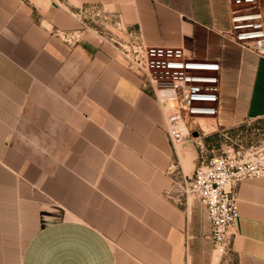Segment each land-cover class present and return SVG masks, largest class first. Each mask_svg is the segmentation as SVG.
<instances>
[{"label": "crops", "instance_id": "0c3cea01", "mask_svg": "<svg viewBox=\"0 0 264 264\" xmlns=\"http://www.w3.org/2000/svg\"><path fill=\"white\" fill-rule=\"evenodd\" d=\"M92 3L150 45L218 60L217 115L168 127L91 28L75 45L53 34L82 28L72 12ZM228 23L227 0H0V264H212L205 208L164 191L170 167L200 163L190 130L210 154L264 120V58L224 38ZM237 198L226 264H264V176L240 182Z\"/></svg>", "mask_w": 264, "mask_h": 264}, {"label": "built area", "instance_id": "2783aa9c", "mask_svg": "<svg viewBox=\"0 0 264 264\" xmlns=\"http://www.w3.org/2000/svg\"><path fill=\"white\" fill-rule=\"evenodd\" d=\"M55 1V0H54ZM228 26L219 33L242 49L264 58V0H227ZM82 28L52 32L68 45L77 44L84 30L91 28L117 52L119 61L141 78L161 105L169 125L191 122L198 130L200 118L216 116L220 101L221 64L215 59H199L182 46L150 45L139 31L128 28L101 5L86 4L72 12ZM187 136H193L192 131ZM200 136V163L194 172L170 167L171 185L164 196L174 204L189 208L191 200L202 205L208 215V235L220 255L228 252L232 229L239 211L237 187L243 180L264 176V140L243 144L226 141L216 153ZM230 139V138H229Z\"/></svg>", "mask_w": 264, "mask_h": 264}, {"label": "rangeland", "instance_id": "374dc122", "mask_svg": "<svg viewBox=\"0 0 264 264\" xmlns=\"http://www.w3.org/2000/svg\"><path fill=\"white\" fill-rule=\"evenodd\" d=\"M245 127L241 129V132L238 133H234V134H230V135H226L225 140L223 138V136L221 137V139L218 137L216 138L215 142H214V147L212 149L215 150L216 153H219L220 150H218L226 141H233V142H238V143H243V144H250L252 142H259L261 140H264V120H252L248 123H246V125H244ZM230 138V139H229ZM218 141V142H217ZM212 154V153H210ZM207 255V259L206 262H210L211 263V259H212V264H226L225 261V257L224 255H220L219 252L213 250L210 251L209 254L205 253ZM213 257V258H212ZM204 258V257H202ZM214 260H216L217 262H215ZM205 262V263H206ZM198 264H203V263H198Z\"/></svg>", "mask_w": 264, "mask_h": 264}, {"label": "water", "instance_id": "95a60500", "mask_svg": "<svg viewBox=\"0 0 264 264\" xmlns=\"http://www.w3.org/2000/svg\"><path fill=\"white\" fill-rule=\"evenodd\" d=\"M198 134H199L198 131H194V132H193V135H194V136H198Z\"/></svg>", "mask_w": 264, "mask_h": 264}, {"label": "bare ground", "instance_id": "6f19581e", "mask_svg": "<svg viewBox=\"0 0 264 264\" xmlns=\"http://www.w3.org/2000/svg\"><path fill=\"white\" fill-rule=\"evenodd\" d=\"M215 251H217V250H215ZM218 252V251H217ZM215 262H217L216 260H214Z\"/></svg>", "mask_w": 264, "mask_h": 264}]
</instances>
